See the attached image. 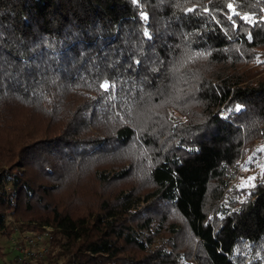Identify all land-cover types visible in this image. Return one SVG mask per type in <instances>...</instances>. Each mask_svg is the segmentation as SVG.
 <instances>
[{
  "label": "trees",
  "instance_id": "obj_1",
  "mask_svg": "<svg viewBox=\"0 0 264 264\" xmlns=\"http://www.w3.org/2000/svg\"><path fill=\"white\" fill-rule=\"evenodd\" d=\"M260 53L264 0H0V236L44 232L33 264H264Z\"/></svg>",
  "mask_w": 264,
  "mask_h": 264
},
{
  "label": "rangeland",
  "instance_id": "obj_2",
  "mask_svg": "<svg viewBox=\"0 0 264 264\" xmlns=\"http://www.w3.org/2000/svg\"><path fill=\"white\" fill-rule=\"evenodd\" d=\"M253 69L261 71L257 75L264 73V53H260L257 56ZM218 114L222 115L225 114V112H219ZM258 146L260 148H264V142H259ZM258 168H260L259 165ZM257 170H251L248 171L247 174H245V171L242 169L241 172H243L244 174L237 176V179L239 180V182H251L253 178L257 175ZM70 199V203L72 205L70 209L72 211L74 210V213H80L83 210L84 206H87V200L84 197L79 200L78 194L71 196ZM15 222L17 221H13V223ZM13 225H16V223ZM35 235L36 234L33 232L20 231L19 229H17L12 232L10 236H0V264H33L41 253L39 251L40 246L44 248V236L40 239L37 238L35 242L30 246V251L32 252V255L26 262L17 263L15 261V258L18 252V247L20 244L24 243V239L33 237Z\"/></svg>",
  "mask_w": 264,
  "mask_h": 264
},
{
  "label": "built area",
  "instance_id": "obj_3",
  "mask_svg": "<svg viewBox=\"0 0 264 264\" xmlns=\"http://www.w3.org/2000/svg\"><path fill=\"white\" fill-rule=\"evenodd\" d=\"M46 229H49V227H45ZM42 236H45V233L42 232L41 234H36L33 237H29L24 239V243L20 244L18 247V252L15 258V261L17 263H24L26 262L30 256L32 255V252L30 251V246L35 242V240L38 238L40 239ZM44 248L40 246L39 251L42 252Z\"/></svg>",
  "mask_w": 264,
  "mask_h": 264
},
{
  "label": "snow or ice",
  "instance_id": "obj_4",
  "mask_svg": "<svg viewBox=\"0 0 264 264\" xmlns=\"http://www.w3.org/2000/svg\"><path fill=\"white\" fill-rule=\"evenodd\" d=\"M229 7H232L231 5H229ZM105 87L107 86V85H104Z\"/></svg>",
  "mask_w": 264,
  "mask_h": 264
}]
</instances>
